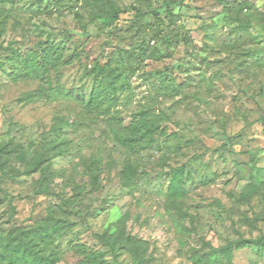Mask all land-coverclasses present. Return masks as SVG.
<instances>
[{"label": "rangeland", "instance_id": "1", "mask_svg": "<svg viewBox=\"0 0 264 264\" xmlns=\"http://www.w3.org/2000/svg\"><path fill=\"white\" fill-rule=\"evenodd\" d=\"M171 1L0 5V149L18 147L5 174L0 169V264H8L3 243L9 233L51 217L68 227L42 249L56 264H84L83 252L131 264L127 253L112 254L99 238L114 233L125 214L128 232L149 243V264H193L204 242L219 247L264 236V221L255 219L264 215V199L240 198L249 183L264 181V0H185L167 7ZM111 6L120 10L119 22L93 21ZM49 45L64 49V64L40 78L25 77L23 59ZM13 51L21 66L13 62L14 74L6 62ZM113 76L110 96L118 100L111 114L88 110L94 83L106 86ZM144 112L156 123L161 114L166 118L156 141L136 152L115 134ZM64 121L70 124L62 139L66 154L49 170L31 173ZM128 163L137 169L132 190L120 181ZM184 164L189 194L178 208L162 172ZM234 263L264 264V254L243 249Z\"/></svg>", "mask_w": 264, "mask_h": 264}, {"label": "trees", "instance_id": "2", "mask_svg": "<svg viewBox=\"0 0 264 264\" xmlns=\"http://www.w3.org/2000/svg\"><path fill=\"white\" fill-rule=\"evenodd\" d=\"M9 0H0V5ZM185 0L171 1L166 4L167 7H175L183 4ZM120 10L115 6H111L110 10H105L102 15H97L93 21L105 19L112 23L119 22ZM140 16V13H136ZM64 49L61 46L49 45L41 48L40 53H32L26 55L23 59L22 71L25 77L40 78L48 74L51 70L60 67L64 64ZM13 57H19L17 51H13L12 56L7 58V63L12 66V74L19 71L18 60L15 61ZM5 62V63H6ZM18 64L15 70L14 63ZM5 63H2L4 66ZM21 67V66H20ZM117 77H109L106 86L100 82H95L93 89L86 101V108L91 112L96 111L101 116H109L111 108L114 106L117 97L115 95V85ZM161 119L150 116L147 112L140 115V118L133 120L131 125L124 131L117 132L115 135L123 145L129 147L131 150L138 152L143 150L146 145L155 142L154 134L159 131V126L166 118L161 114ZM264 129V118L260 119ZM70 124L63 122L59 127L54 128L57 139L53 142L46 143L42 146V151L37 158L36 163L30 172H36L43 167L48 169L51 167L53 160L64 156L67 150L62 149L63 134L69 129ZM145 129L146 132L142 133ZM18 152V147H4L0 149V169L5 174V167L11 155ZM96 163V162H95ZM98 163V161H97ZM51 173V172H50ZM168 179V198L178 208V203L182 201L189 194L188 187V168L184 164L179 167L171 168L166 172H162ZM100 168L96 166L93 171L91 183L94 188L99 185ZM137 169L134 163H128L124 166L120 174V181L124 188L132 190L136 183ZM47 180V175L43 178ZM260 196L264 199V181H253L249 183L240 198L244 202H250L254 197ZM257 221H264V215H255ZM129 215L125 214L117 223L114 233L109 234L105 232L99 235L102 240L111 250L112 254L118 251L127 253L131 259V264H149L152 260V255L149 254L150 246L146 240L140 239L131 235L127 230V222ZM66 224L63 220L50 218L43 226L25 231L11 232L6 237L3 243V249L8 260V264H56L57 258H50L42 254V249L53 243L54 238L62 236V230L66 229ZM68 228V227H67ZM243 249H254L259 256L264 254V236L255 239L240 238L231 241L223 246H213L209 242H204L203 249L196 251L192 256L193 264H235L234 255L237 251ZM84 264H110L104 259V254L100 252H92L86 255L84 253Z\"/></svg>", "mask_w": 264, "mask_h": 264}]
</instances>
